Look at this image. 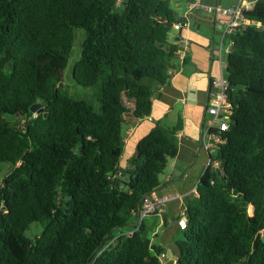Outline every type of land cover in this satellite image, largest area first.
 <instances>
[{"label":"trees","instance_id":"1","mask_svg":"<svg viewBox=\"0 0 264 264\" xmlns=\"http://www.w3.org/2000/svg\"><path fill=\"white\" fill-rule=\"evenodd\" d=\"M245 16L229 34L225 140L166 261L160 215L136 219L177 152L181 116L139 139L131 167L119 161L126 119L148 116L178 68L182 16L171 0H0V264H264V0ZM74 27L85 34L73 79L100 83L97 108L58 89Z\"/></svg>","mask_w":264,"mask_h":264},{"label":"crops","instance_id":"2","mask_svg":"<svg viewBox=\"0 0 264 264\" xmlns=\"http://www.w3.org/2000/svg\"><path fill=\"white\" fill-rule=\"evenodd\" d=\"M216 1L222 5H230L237 0ZM180 4L178 15L187 23L181 34L189 39L185 63L175 70L167 83L154 94L150 119L148 116L137 121L126 119L124 133L128 129L132 132L123 140V151L119 161L121 168L131 167L130 159L137 153L139 139L156 123L173 126L180 115L181 128L177 133V152L168 159L159 175L160 184L153 190L155 197L175 192L187 193L196 186L209 158V153L201 146L200 134L208 118L206 106L213 90L211 79L221 73L224 74L214 54L222 37V28L217 18L208 11L187 9L186 0H180ZM175 33L176 30H172L170 39ZM191 195L192 193H188L182 198H172L160 206L165 223L159 228V236L156 238L166 247V261L175 258L174 234L178 229L177 218L185 199Z\"/></svg>","mask_w":264,"mask_h":264},{"label":"built area","instance_id":"3","mask_svg":"<svg viewBox=\"0 0 264 264\" xmlns=\"http://www.w3.org/2000/svg\"><path fill=\"white\" fill-rule=\"evenodd\" d=\"M117 3L120 0H116ZM253 3L250 0H237L235 3L230 5H222L216 0L213 2L204 0H186L187 9H201L208 11L217 18V21L221 25L222 37L219 46L214 51L216 59L219 61L221 69L226 72L227 55L231 50L233 40L229 38V34L238 26L249 23V19L245 16V11L251 8ZM186 22L182 19L173 23V29L182 30L186 26ZM178 44L177 51V62H179L178 68L182 67L184 60L187 57L189 50V39L186 35H179L176 39ZM177 68V69H178ZM175 69V70H177ZM213 90L210 92L208 104L206 106V112L208 114L207 122L203 126L200 134L201 146L209 153L207 164L212 162L216 164L215 159H211V153L214 151L219 143L224 142V137L221 134L222 130L228 127V119L230 113V103L227 99L226 90L228 88V80L226 74L221 73L219 76H215L211 79ZM148 118L151 117L148 115ZM132 130L128 129L124 133V138L131 134ZM206 164V165H207ZM154 190V189H153ZM147 193L140 204L137 211L136 222L139 223L142 219L154 212L155 210L160 214V222L157 225L153 233L157 232L161 226H163L164 218L161 214L160 206L166 201L172 198H182L188 193H196V186H194L189 192H175L163 197H155L154 191ZM187 217L185 214V205L183 206L180 215L177 218L178 227L184 228L186 226ZM129 230L127 233H131ZM165 256V252L160 254V257Z\"/></svg>","mask_w":264,"mask_h":264},{"label":"rangeland","instance_id":"4","mask_svg":"<svg viewBox=\"0 0 264 264\" xmlns=\"http://www.w3.org/2000/svg\"><path fill=\"white\" fill-rule=\"evenodd\" d=\"M171 4L176 10H178V8L181 5L180 0H171ZM74 33H75V36L73 40V46H72L68 61L66 63V66L64 69H62V78L58 85V89L62 93L84 98L86 101L92 104L94 108H97L98 101L96 99V96L98 92L100 91V83H96L91 86H83V85L76 83L73 79V73H72L73 65L77 61L81 53V42L84 38L85 31L82 27H74ZM224 73L226 74L225 71ZM7 166H8V163L0 162V174L2 172L7 171ZM248 213L253 214L252 206L248 208ZM148 220H149L148 216L144 217L145 222H147ZM40 227L41 226L38 222H33L30 225V228L27 230V234L30 235V234L35 233L36 231L40 229ZM260 235H262V238L264 239V226L260 230ZM174 237L175 239L179 240L181 237V231L175 232ZM163 259H165V256L163 257Z\"/></svg>","mask_w":264,"mask_h":264},{"label":"water","instance_id":"5","mask_svg":"<svg viewBox=\"0 0 264 264\" xmlns=\"http://www.w3.org/2000/svg\"><path fill=\"white\" fill-rule=\"evenodd\" d=\"M30 110H31V111H38V112H41V111H42L41 102L36 101V102L32 103V104L30 105Z\"/></svg>","mask_w":264,"mask_h":264}]
</instances>
